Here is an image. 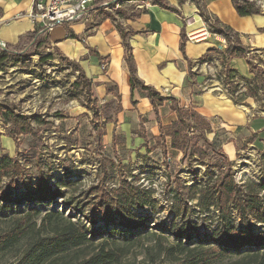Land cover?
<instances>
[{
  "label": "rangeland",
  "instance_id": "374dc122",
  "mask_svg": "<svg viewBox=\"0 0 264 264\" xmlns=\"http://www.w3.org/2000/svg\"><path fill=\"white\" fill-rule=\"evenodd\" d=\"M123 1L102 0L99 15L116 21L133 16L146 3L144 0L137 4H123ZM45 37H48V33L37 32L34 39H22L18 47L11 48L14 56L0 65V107L16 115L33 118L30 123L31 135L20 136L17 142L8 136L10 125L0 120V156L17 158L23 166L22 179L13 180L16 187L12 186V189L17 192H24L26 183L35 184L39 175L53 187L68 181L72 182V186L65 188L60 184L62 197L49 203H11L5 205L6 209H0V235L13 229L14 221L29 209L40 213L39 217L31 220L27 233L17 243L0 252V264H23L27 253H32L39 240L53 236L50 225L41 221L49 212H58L64 219L84 226L89 239L88 244L70 249L57 264H76L87 260L103 245L107 247L106 251L115 254L116 260L112 264H179L185 256L175 255L172 258L158 252L160 246L166 248L174 243V238L168 232H161L172 220L169 192L179 184L191 186L195 180L205 181L209 172L217 175L215 166L221 161L220 151L217 148L211 151L199 142L198 146H202L200 152L195 151L193 156L178 161L172 156H169L170 162L167 161L168 156H109L111 151L107 149L108 154L103 149L102 137L100 147L96 142V131L102 132L99 110L94 113L75 69L49 45L43 44L38 48L40 38ZM48 55L51 58L46 59ZM246 59L251 62L253 74L264 73V54L249 55ZM257 82L259 86L262 83L264 86L263 81ZM246 85L241 82L238 91L243 93ZM257 98H242V101L248 102L244 105L248 118L264 111L263 94L259 92ZM249 103H254V107H250ZM251 136L247 133L245 142L239 145L235 159L230 162L234 182L241 186L264 182V135H255V139ZM105 157L112 160L115 166L107 165L106 175H103L104 165H101ZM122 180L154 191L155 210H139L147 220L138 228V234H121L120 228L106 230L97 221L91 225L68 206V201L82 202L84 214H91L94 208L91 203L96 199L93 195L85 196V193L101 183L103 188H117ZM6 184L7 180H4L2 187ZM261 196L264 199V193ZM194 204V201L189 204L194 212L188 217L191 222L187 233L189 240H181L191 248L197 246L199 240H207L218 223L215 210L212 209L210 217L204 219L203 215L195 213L198 210ZM251 225L255 230L263 229L261 224L251 222ZM125 238L130 240L126 241ZM238 259L240 257L233 254L220 257L211 264H233Z\"/></svg>",
  "mask_w": 264,
  "mask_h": 264
},
{
  "label": "crops",
  "instance_id": "0c3cea01",
  "mask_svg": "<svg viewBox=\"0 0 264 264\" xmlns=\"http://www.w3.org/2000/svg\"><path fill=\"white\" fill-rule=\"evenodd\" d=\"M35 1L0 0V43L14 48L21 39L37 32L28 17ZM161 1L165 8L145 0L147 6L135 7L138 10L133 18L114 21L99 15L102 0H96L84 21L50 31L49 46L63 59L77 64L89 80L91 98L102 116L103 149L108 154L111 151L109 156H168V162L169 156L175 161L183 156L171 149L170 137L157 141L159 126L167 127L178 120L170 101L158 107L156 118L150 101L140 91H131L119 28L127 36L138 80L161 96L172 98L180 108L201 116L210 126L208 140L232 162L247 133L254 139L264 135V111L248 118L244 106L248 102L236 104L214 74L228 68L240 77L252 78L246 57L264 54V0H255L260 14L250 17H239L231 0ZM137 2L141 1L124 0L123 4ZM202 15L215 21L217 28L231 30L246 57L227 60L223 52L210 56V65L203 66L200 60L219 46L221 37L187 40L188 35L205 29ZM102 61L108 64L106 72L100 70Z\"/></svg>",
  "mask_w": 264,
  "mask_h": 264
},
{
  "label": "trees",
  "instance_id": "16d2710c",
  "mask_svg": "<svg viewBox=\"0 0 264 264\" xmlns=\"http://www.w3.org/2000/svg\"><path fill=\"white\" fill-rule=\"evenodd\" d=\"M150 2L162 8L166 7L165 3L161 0H150ZM231 2L239 17H250L260 14L255 0H231ZM196 7L200 10L199 3H196ZM133 17L134 15L125 17L124 19ZM202 19L206 22L207 16L202 15ZM118 30L127 55L126 63L130 75L131 91L135 89L140 91L150 101L156 118L158 107L165 101H170L171 109L178 117V120L170 126H159L160 136L157 138V141L159 142L165 137H170L171 149L181 152L183 154L182 160L187 156H193L195 151L200 152L199 150L202 149V146L214 151L217 148L216 143L209 141L207 138V135L211 133L210 126L201 116L191 109L180 108L175 100L170 97L161 96L156 90L145 86L138 80L135 66L129 56L130 48L126 43L127 36L119 28ZM208 30L226 39L227 48L224 57L227 60L245 57L246 52L240 47L237 36L233 34V37L229 38V34L232 33L231 30L228 28H217L215 21L213 26H209ZM36 36L37 32H34L26 36L25 39H34ZM183 38L182 36V43ZM40 39L38 48L43 44L49 45L48 37ZM21 41L22 39L18 42V45ZM18 45L14 48L18 47ZM180 50L183 51V44ZM54 51L58 54L56 50ZM13 53L7 45H5L4 50L0 48V65L11 59L14 56ZM218 54L220 52L216 49H210L200 60V63L211 61L209 57ZM49 58H51V55H48L46 59ZM64 61L78 73L85 93L90 98L89 101H91L92 109L96 113V102L91 98L89 80L85 78L77 64L66 59ZM247 63L250 73L253 74L251 62L248 60ZM263 74V72H257V74H253L251 79H246L238 76L232 69L223 68L215 77L217 81L226 87L231 98L237 104L242 102V98L246 97L258 99L259 92L263 94L262 101L264 102L263 83L259 86L257 82V80L264 82ZM241 82L247 84L244 92L235 95ZM32 119L21 114L16 115L10 110H2L0 107V120L10 125L8 136L15 142H17L20 136L31 135L30 123ZM94 129L96 130L95 126ZM96 134V142L100 147V138L103 133L98 130ZM199 142L202 143V146H198ZM220 156L221 161L215 166L218 170L217 175L209 172L207 174L208 178L205 181L195 180L191 186H184L183 184L180 186L179 184L177 188L175 187L173 190H170L169 199L171 200L170 213L172 220L165 229H161V232H168L174 238V243L166 248L160 246L158 252L172 258L175 255L185 256V259L180 261L179 264H211L220 257L231 256L233 254L240 257L233 264H264V199L261 196V193H264V182L257 184L247 183L242 186L237 185L231 174V163L222 154ZM104 159L107 161L104 160V164L101 166L103 167L104 165L102 174L106 175L107 165L113 168L115 164L106 157ZM22 172L23 166L17 158L7 155L0 156V209H6L7 206L5 205L11 203H49L56 198L62 197L60 184L65 188L72 186V182L68 181L53 187L48 184L46 179L39 175L35 184L26 183L24 184L25 191L17 192L18 190L12 189V186H14L13 188L16 187L13 180H21ZM4 180H7V184L5 187H2ZM153 193V190L141 189L135 186V183L126 182L125 180H122L118 187L113 189L103 188V184L101 183L99 186L91 188L87 194L85 193V196L93 195L96 199L91 203L94 207L91 210V214H84L82 202L74 203L68 201V206L75 213L83 216L91 225H94L97 221L102 223L106 230L107 228H112L113 230L120 228L121 234L133 236L140 232L138 228L144 225L147 220V217L140 214L139 210H155L156 203L153 199ZM193 201L195 202L194 207L198 210L195 212L196 214H199V216L203 215L204 219H208L213 209L217 215L218 223L210 231V236L207 240L204 242L199 240L198 245L191 248L190 245L182 243L181 240H189L190 237L187 234L191 227L188 217L194 212L192 206L189 204ZM39 216V211L31 208L21 218L16 219L13 229L0 235V252L4 248L17 243L18 239L27 233L31 220ZM41 221L44 224L47 222L50 225L53 236L45 240H39L36 247L33 248L32 253L30 251L27 253L28 257H26L23 264H45L47 262L57 264L59 259L62 260V257L70 249L89 243L85 227L64 219L58 212L47 213ZM251 222L261 224L263 229L255 230ZM125 239L126 241L130 240V238ZM106 248L103 245L89 259L82 260L76 264H112L116 260L115 254L112 251H106Z\"/></svg>",
  "mask_w": 264,
  "mask_h": 264
},
{
  "label": "built area",
  "instance_id": "2783aa9c",
  "mask_svg": "<svg viewBox=\"0 0 264 264\" xmlns=\"http://www.w3.org/2000/svg\"><path fill=\"white\" fill-rule=\"evenodd\" d=\"M96 0H36L30 13L28 15L30 21L37 27V32L40 33H49L55 27L70 24L74 22L84 21L87 17L88 10L91 5H94ZM140 6L139 8L146 7ZM204 22V30L200 33L188 35V41L197 42L199 40H205L209 36L216 37V34L211 33L208 28L209 26H213L214 22L207 17V21ZM221 37V36H219ZM233 37V33L229 34V38ZM0 47L4 48V44L0 43ZM227 48V41L225 38L221 37V43L216 48V50L220 53L225 52ZM210 63L205 62L203 66H208ZM108 64L105 61L101 62L100 70L102 72H106ZM219 74L216 72L215 76ZM226 88V87H225ZM244 91V89H243ZM238 91L235 94L240 93Z\"/></svg>",
  "mask_w": 264,
  "mask_h": 264
}]
</instances>
